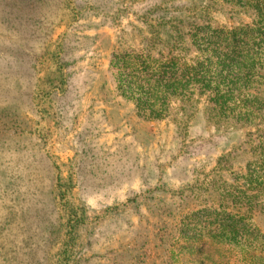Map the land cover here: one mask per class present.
Segmentation results:
<instances>
[{
  "label": "rangeland",
  "instance_id": "rangeland-1",
  "mask_svg": "<svg viewBox=\"0 0 264 264\" xmlns=\"http://www.w3.org/2000/svg\"><path fill=\"white\" fill-rule=\"evenodd\" d=\"M250 16L232 0H0V264H264V76L192 39ZM142 54L192 68L159 119L115 64Z\"/></svg>",
  "mask_w": 264,
  "mask_h": 264
},
{
  "label": "trees",
  "instance_id": "trees-1",
  "mask_svg": "<svg viewBox=\"0 0 264 264\" xmlns=\"http://www.w3.org/2000/svg\"><path fill=\"white\" fill-rule=\"evenodd\" d=\"M232 1L238 8L251 11L250 25L230 30L198 29L192 35V39L201 45L224 47L227 51L225 57L227 66H224L227 73L242 70V74L246 77L253 74L261 79L264 76V0ZM238 56L248 58L251 63L243 66L244 61H237ZM114 59L115 64L124 72V76L138 85L136 88L126 86L124 91H128L127 96L135 101L140 115L151 119H159L164 113L163 103H160L162 100L158 98L162 89L189 81L188 73L192 72L191 67H180L175 62H156L151 55L142 54L137 57L123 55L122 57L114 56ZM197 68L198 72L203 71V67ZM145 94L154 101L152 106H148V110L140 108L142 104H145L142 100Z\"/></svg>",
  "mask_w": 264,
  "mask_h": 264
}]
</instances>
